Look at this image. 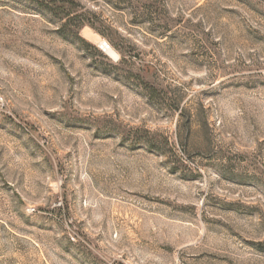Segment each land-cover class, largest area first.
<instances>
[{
    "label": "rangeland",
    "instance_id": "374dc122",
    "mask_svg": "<svg viewBox=\"0 0 264 264\" xmlns=\"http://www.w3.org/2000/svg\"><path fill=\"white\" fill-rule=\"evenodd\" d=\"M0 264H264V0H0Z\"/></svg>",
    "mask_w": 264,
    "mask_h": 264
},
{
    "label": "trees",
    "instance_id": "16d2710c",
    "mask_svg": "<svg viewBox=\"0 0 264 264\" xmlns=\"http://www.w3.org/2000/svg\"><path fill=\"white\" fill-rule=\"evenodd\" d=\"M70 14H67L66 17H68ZM70 19V17H68Z\"/></svg>",
    "mask_w": 264,
    "mask_h": 264
}]
</instances>
